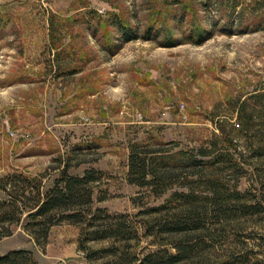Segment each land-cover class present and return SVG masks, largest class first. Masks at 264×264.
I'll return each instance as SVG.
<instances>
[{
  "label": "rangeland",
  "instance_id": "374dc122",
  "mask_svg": "<svg viewBox=\"0 0 264 264\" xmlns=\"http://www.w3.org/2000/svg\"><path fill=\"white\" fill-rule=\"evenodd\" d=\"M252 1L0 0V179L34 178L45 193L65 168L95 171L92 213L132 217L141 231L129 253L139 260L174 253L181 240L146 236L148 210L175 192L212 194L199 179L214 178L259 212L243 216L233 198L228 218L210 214L204 230L183 236L198 250L180 264H264V19L254 16L264 3ZM212 143L231 163L203 176L175 171L159 195L128 182L135 148L198 157ZM26 225L25 214L0 240V256L24 249L38 264L109 261L81 250V225L60 223L40 244ZM112 243L86 244L97 252Z\"/></svg>",
  "mask_w": 264,
  "mask_h": 264
},
{
  "label": "trees",
  "instance_id": "16d2710c",
  "mask_svg": "<svg viewBox=\"0 0 264 264\" xmlns=\"http://www.w3.org/2000/svg\"><path fill=\"white\" fill-rule=\"evenodd\" d=\"M261 2L264 3V0H253L252 4L257 9L263 6ZM256 15L254 14L255 19L258 17V21L264 19V11ZM115 26L124 37L130 36L128 29L120 22H116ZM257 28L256 26L254 29ZM218 130L221 137L228 140L226 130L221 126H218ZM216 147L218 144L212 143L199 150L198 157L184 151L157 157L138 152L135 148L129 156L128 182L139 187H152L155 194H163L173 182L175 171L198 170L196 174L200 173L203 176L201 173L206 169L215 170L218 165L226 166L227 163H231V155L217 151ZM97 175L95 171H87L84 177L71 176L68 168H65L54 186L45 193L42 192L41 182L34 178L17 174L1 178L0 191L6 193L8 199H0V240L11 236V226L19 224L26 214V229L39 244L47 240L54 226L69 222L82 226L81 234L84 240L81 239V250L87 251L91 260L94 257H107L109 261L105 264H180L192 259L198 250L197 245L185 241L183 236L204 230L210 214L216 213L220 218H228V213L232 210L228 207L233 198L240 199L237 201L238 211L243 216L259 212L257 207L241 203L243 195L236 190L234 193L229 192L219 185L218 180L203 176L199 179V184L207 186L212 194L200 196L194 193V189L189 193L175 192L164 205L148 210L154 215L146 220L144 226L146 236L153 239L160 238L163 234L181 237V240L171 245L175 252L158 250L138 260L137 254L129 253L131 243L139 240L138 234L141 231L132 221V217L110 216L102 209L92 213L93 186L91 185L100 180ZM187 183L197 182L191 180ZM187 183L185 182V185H188ZM105 240L112 241V246L97 252H92L86 244ZM0 264H38V262L31 251L18 249L0 256Z\"/></svg>",
  "mask_w": 264,
  "mask_h": 264
}]
</instances>
